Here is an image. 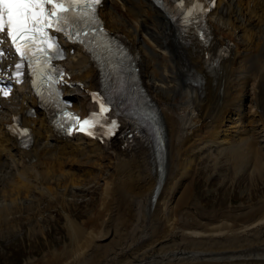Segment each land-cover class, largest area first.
I'll list each match as a JSON object with an SVG mask.
<instances>
[{
	"label": "bare ground",
	"instance_id": "bare-ground-1",
	"mask_svg": "<svg viewBox=\"0 0 264 264\" xmlns=\"http://www.w3.org/2000/svg\"><path fill=\"white\" fill-rule=\"evenodd\" d=\"M141 1L142 4L134 6L126 3V7L128 8L126 17L129 19L135 17L140 21L143 20V23L145 21H154L153 30L159 34V25H157L155 21L162 20L163 18L157 13H154L153 5L151 3L145 0ZM222 3H227V0H220L219 4ZM232 3L233 7L236 8V11L242 16V20L239 21L236 18L228 25L218 23L217 26L223 27V36L228 37L231 34L229 28H231L234 23H237L240 29L245 28L243 32L251 38L250 40H247L250 52L246 53L244 48H242L243 52H241L240 55L242 60H238L236 65L238 69L250 70V77L255 78L254 88L250 94H247V97L249 95V98L253 100L256 96L255 86L257 85L256 89L257 92H259L260 86L264 84V3L262 0H232ZM116 9L121 13L120 6ZM115 15H117L115 10L108 15L110 24L116 25V22H119L121 24L120 29H126L129 20L126 19L123 21L121 17L115 18ZM249 23L251 25L250 27H248ZM164 24L165 27H168L166 23ZM163 29L166 30L164 32L165 35L160 34L159 36H153L152 38V40L158 44L160 50L156 49L158 48L155 46L156 43L153 44L147 40L156 54L150 53L144 47V53L150 59L148 60L145 58L144 60L149 63L144 67L146 69V75L149 76L153 73L156 74L148 79V93L161 111L167 130V141L173 151L175 149V151H177L176 154L188 153L186 156H191L194 153L207 152L208 149L213 148L215 145L224 144L225 141H228L226 140L227 136L222 139V136L226 135V133H221L224 119L213 118L214 122L208 123L205 122L204 119L208 120L209 117L205 116V118H203V116H200L195 112L194 104L195 100L199 99V89L191 87L184 88L178 82L173 67L174 57L169 51L171 47L165 46L164 50L160 47V45H163L160 42V39L163 37L167 41L166 44H168L169 40L167 32L174 31L170 27ZM123 33L131 38L136 36L135 33H130L128 30H124ZM223 36L219 34V39H222ZM236 45L238 46L239 44ZM190 50L196 60H199L200 56L202 58L205 52L204 49L195 51L191 48ZM158 56L162 57L163 63L159 62ZM247 61L251 65L250 68L245 66ZM68 63L69 68L75 71H80L81 69L85 70L88 67V59L80 52L75 57L71 58ZM171 68L172 72L170 71ZM87 71L89 73L92 72V75H95V71L92 67L88 68ZM151 78H153L152 81ZM160 87L165 89L164 92L166 94H169V91L174 90L173 95L178 99V103L175 105L177 108L173 109L174 112L169 108V104L163 107V105H159L156 101L155 97H158L156 96V92L159 91L158 89ZM177 88L179 89L178 95H176ZM20 96L23 99L28 98L29 90L27 88H21ZM78 97L80 98L82 105L87 103L88 100L85 92H78ZM253 111H255V108H253ZM10 119V114H6L3 118H0V127L4 125V123L10 121ZM261 125L263 128L259 134L261 135L260 139H262V141H259L258 138L253 136L243 138L240 143L243 146L241 148L243 149V152L246 148L248 150V147H245L247 144L252 145L256 144V142L258 144H261V142L264 143V117ZM168 130L170 131V134ZM211 134L215 137V142L217 144H201V142H203L205 138L211 136ZM112 144L113 148H111L109 153L114 159L113 161L117 163L118 168L123 166H128L129 168L134 167L132 164L135 161L141 162L140 157L144 158L143 162H141L140 168V175L144 180L138 182L137 185H141V187L139 186L140 188L133 194V203L136 212H138V217H136L143 219L144 217H154L156 215V217L161 218L162 222H160V224L156 223L147 228L149 232L147 231V233L143 234L141 240L136 239L133 236L129 239H124V231L113 224V218H106V216L110 207L109 204L113 200L114 195L117 194V191L124 189L123 184L127 182V188L133 187L134 184L129 178L125 180L126 177L115 175L114 184H107L105 187L102 213L101 209H99L96 218L94 219L93 217L94 220L91 222V225L86 223L87 228H85V224L84 226L79 227L76 221L72 220V217H69L66 214V226L69 231V238L71 237L70 241H72V243L70 242V245L72 244V248L69 250V247V251L67 252L66 250L67 253L62 251L64 252V254L61 253L63 256L61 254L59 255V252L57 253L58 255L56 257H58V259L61 258V261L53 260V258L48 264H264V201L260 205H258L259 202L256 203L258 206L249 210V212L244 211L241 214L234 215L235 217L232 219L212 226L207 224L201 227L198 221H195L196 218L194 219L192 217L193 215L178 217V220L173 219L175 215L172 213V208L175 199L177 200L178 198L177 205L186 201V189L181 192V195H179L180 197L184 196L183 198L180 199L177 195L185 185V180L183 181L185 177L183 175L185 174L187 176L190 164L194 162V158H191L187 162L186 172L183 173V169L180 170L179 166L180 158H182L183 154L182 156L180 155V158L178 157L179 155H176L175 153L171 157L170 179L164 186L159 198L161 201L162 195L170 192L168 199L171 200V202L168 205L167 212L158 213L160 211V201L158 200L159 203L157 202L155 209H152L151 204L152 194L157 181V174H154L152 170V149L142 144L130 148L120 147L121 142L117 139ZM256 147L250 148L251 151L247 156L243 155L240 149V151L237 150L234 154L235 160L237 161L235 164L238 168L244 166L250 169V175L248 178L250 179L249 183L251 184V191H255L260 183L264 184V155H262L260 150ZM251 155L254 159L251 164H249L245 161L249 160ZM176 156L179 158L178 160L176 159ZM239 163H242V165ZM46 173L48 174V172L45 171L22 167L19 174V180L23 183H20V185H14L15 188L12 190H15V192L18 191L17 193H19L22 189H33L39 191L41 195H46L53 199L54 195L52 196L51 194L53 190L50 188L51 192H49L50 190L46 187L48 186L46 185L48 179ZM64 178L62 177V180ZM152 179L153 181L150 184ZM72 181L74 183L76 180ZM81 185L82 184L76 183L73 187L81 188ZM191 191V186H189L187 189V195L189 192L191 194ZM19 210L22 212L29 211L28 208H21ZM154 210L155 213L153 214L152 211ZM6 211H9V214L11 215L10 207L9 209L7 208ZM21 211L20 213H22ZM101 217H103V219L100 223L99 219ZM165 219H169L167 225L164 223ZM9 220H5V224H7V222L10 224L6 226L7 229L10 228L15 230L14 227L18 223L11 224L15 221ZM107 220L108 224L106 223ZM2 221L3 219H0L1 225L3 224ZM105 223L107 225H105ZM194 225L198 227V229L190 228ZM114 227L115 230H113ZM140 230L142 229L140 228Z\"/></svg>",
	"mask_w": 264,
	"mask_h": 264
},
{
	"label": "rangeland",
	"instance_id": "rangeland-1",
	"mask_svg": "<svg viewBox=\"0 0 264 264\" xmlns=\"http://www.w3.org/2000/svg\"><path fill=\"white\" fill-rule=\"evenodd\" d=\"M156 49L160 50L159 48ZM158 58L159 62L163 63L162 57L158 56ZM158 90L156 96L159 95V97H155L158 104L163 105V107L169 104V108L174 112L173 109L177 108L175 105L178 103L177 97L173 95L174 90H171L172 92L169 91V94H166L164 92L165 89L162 87ZM251 136L255 137L253 134ZM255 138H258L259 141L261 140L259 132ZM248 145L251 144H247L245 147H248L249 151L247 148L244 152L243 149H240L243 155L247 156L251 151L250 148H255L257 144ZM260 145L258 144L256 148L264 155V144ZM174 151L171 153V157L174 153H177V151ZM182 154L178 153L176 155H179L178 157L180 158ZM187 154H183L182 158H180V170L183 169V173L186 172L187 162L191 158H194V162L190 164L191 168L189 167L187 176L183 175L185 177L183 179V181L185 180V185L177 195H181V192L186 189V201L177 205L178 198L177 200L175 199L172 208V213L175 215L173 219L178 220V217L193 215L192 217L196 218L195 221H198L201 227L207 224L212 226L232 219L235 217L234 215L241 214L244 211L249 212V210L257 207L264 201V184L260 183L256 190H252V192L250 189L251 184L249 183L250 179L248 178L250 171L245 173V171L241 170V167L238 168L230 153L229 156L224 153H215L213 156L203 157H198L196 154L191 155L192 157L190 155L186 156ZM178 157L176 156L177 160L179 159ZM113 160L111 154L108 153L92 158L91 167L95 169L94 173L87 178H81L72 173H68V175L61 174V177L66 178L65 181L52 182L46 186L47 189L50 190L51 188L53 190L51 193L52 196L54 195L53 199L46 195H41L39 191L33 189H22L21 191L24 193L23 198L19 194H15L14 190L11 197H9L10 201L7 200V202L9 201L8 203L5 198L3 204L0 205V219H3V224L1 225L0 223V264H48L53 258V260L61 261V258L58 259L56 257L57 253L59 252V255L61 253L64 254V252L67 253L72 248V244L70 245L72 241H70L71 237L69 238L70 235L65 217L67 215L72 217L71 219L76 221L79 227L85 224V228H87L86 223L91 225L99 209H101L102 213L105 187L107 184H114L115 175L126 177L125 180L129 178L134 184L130 188H127V182L123 184L124 189L117 191V194L114 195L113 202L111 201L112 204L111 202L109 204L108 217L106 216V218H113V224L124 231L123 236L126 238H123L129 239L133 236L141 240L143 234L147 233V228L156 223L160 224L162 220L160 217H156V215L154 217H144L143 219L137 218L138 212H136L133 203V194L141 187V185L137 184L144 180L140 175L141 162H143L144 158L140 157L141 162L135 161L132 164L134 167L131 168L128 166L118 168L117 163ZM90 170L91 168L88 169V171ZM153 179L150 181V184ZM72 180H76L75 184H82L81 188H74L75 184ZM20 183L22 184L23 182L19 180L14 185H20ZM30 183L32 184L31 181ZM189 186H191L192 191L191 194L189 192L187 195ZM169 193L163 194L161 201L159 200L160 211L158 213L167 212L168 205L171 202L168 199ZM183 197H180V199ZM22 200H25V203L29 204H24ZM8 206L10 207L11 215L9 211H6L7 208L9 209ZM21 208H28L29 211L22 212L19 210ZM152 212L154 214L155 210ZM7 219L15 221L11 224L18 223L14 227L15 230L7 229L6 226L10 225L8 222L5 224V220ZM102 219L103 217L99 219L100 223ZM108 220L106 221L107 224ZM168 221L169 219L164 220L165 225L168 224ZM106 223L105 225H107ZM190 228L198 229L195 225ZM113 230H115V227Z\"/></svg>",
	"mask_w": 264,
	"mask_h": 264
},
{
	"label": "snow or ice",
	"instance_id": "snow-or-ice-1",
	"mask_svg": "<svg viewBox=\"0 0 264 264\" xmlns=\"http://www.w3.org/2000/svg\"><path fill=\"white\" fill-rule=\"evenodd\" d=\"M180 2L183 3V0ZM99 3L100 0H0V39L10 40L16 52L24 58L26 50L38 38L41 42L51 39L46 29L55 28L56 31L63 32L70 21L75 24L92 19L93 16L88 13L94 15L92 6ZM81 5L84 7H77ZM49 47L55 45L49 44ZM40 51L45 52L47 59H51L45 50ZM16 67L19 68L20 65ZM4 95L8 93L5 92ZM100 107L101 111L107 110L103 104ZM89 124V120L83 121V125Z\"/></svg>",
	"mask_w": 264,
	"mask_h": 264
}]
</instances>
